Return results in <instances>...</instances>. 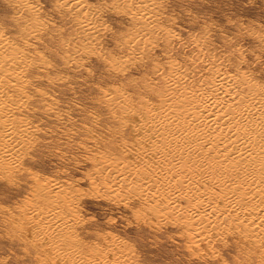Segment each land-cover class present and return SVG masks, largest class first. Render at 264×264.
I'll list each match as a JSON object with an SVG mask.
<instances>
[{"label": "rangeland", "instance_id": "rangeland-1", "mask_svg": "<svg viewBox=\"0 0 264 264\" xmlns=\"http://www.w3.org/2000/svg\"><path fill=\"white\" fill-rule=\"evenodd\" d=\"M263 137L264 0H0V264H264Z\"/></svg>", "mask_w": 264, "mask_h": 264}, {"label": "bare ground", "instance_id": "bare-ground-1", "mask_svg": "<svg viewBox=\"0 0 264 264\" xmlns=\"http://www.w3.org/2000/svg\"><path fill=\"white\" fill-rule=\"evenodd\" d=\"M199 56V55H198ZM197 58V57H196ZM171 74V73H170ZM172 75V74H171ZM211 75V74H210ZM212 76V75H211ZM221 79V78H220ZM219 79V80H220ZM244 80H246V79H244ZM164 81V80H163ZM220 82V81H219ZM234 82V81H233ZM204 83V82H203ZM245 83V82H244ZM224 84V83H223ZM246 84V83H245ZM253 87V86H252ZM179 89V88H178ZM199 89V88H198ZM215 89H217V88H215ZM257 89V88H256ZM252 90V89H251ZM228 92V91H227ZM261 92V91H260ZM166 94V93H165ZM201 93H199V95H200ZM216 94V93H215ZM245 94V93H244ZM252 94V93H251ZM163 95V94H162ZM193 95V94H192ZM197 95V94H196ZM203 95V94H202ZM201 95V96H202ZM237 95V94H236ZM204 96V95H203ZM206 96V95H205ZM213 96V95H212ZM233 96V95H232ZM235 96V95H234ZM240 96V95H239ZM243 96V95H242ZM241 96V97H242ZM244 96H246V95H244ZM249 96V95H248ZM195 97H197V96H195ZM199 97V96H198ZM206 97H208V96H206ZM254 97V96H253ZM256 97V96H255ZM215 98V97H214ZM257 98V97H256ZM259 98V97H258ZM192 99H193V97H192ZM199 98H197V100H198ZM206 99V98H205ZM245 99V98H244ZM194 100V99H193ZM213 100H215V99H213ZM212 100V101H213ZM251 100H253V99H251ZM250 100V101H251ZM258 100V99H257ZM257 100H256V103H257ZM248 101V100H247ZM198 102V101H197ZM196 102V103H197ZM201 102V101H200ZM203 102H204V100H203ZM210 102V101H209ZM227 102V101H226ZM225 102V103H226ZM195 103V104H196ZM235 103H236V101H235ZM254 103V102H253ZM252 103V104H253ZM173 104H175V103H173ZM200 104V103H199ZM198 104V105H199ZM221 104V103H220ZM237 104V103H236ZM238 104H239V101H238ZM144 105V104H143ZM227 105H228V103H227ZM231 105V104H230ZM245 105V104H244ZM250 105V104H249ZM255 105V104H254ZM206 106V105H205ZM213 106V105H212ZM229 106V105H228ZM197 107V106H196ZM199 107V106H198ZM210 107V106H209ZM227 107V106H226ZM234 107V106H233ZM253 107V106H252ZM259 107V106H258ZM211 108V107H210ZM228 108V107H227ZM230 108H232V107H230ZM229 108V109H230ZM238 108H240V107H237V109ZM245 108V107H244ZM144 109V108H143ZM257 109V108H256ZM141 110V109H140ZM145 110V109H144ZM205 110V109H204ZM208 110V109H207ZM236 110V109H235ZM248 110V109H247ZM247 110H244L243 109V111H241L242 113H240L239 111L237 112V116H238V118H239V123H238V128H237V124H236V122H234L233 121V118H231V121H232V123H233V126L234 127H236L237 129H238V132L239 131H242V129H241V125H243V122L244 121H246L245 119L248 117V116H250L249 114L251 113V111H247ZM249 110H251V108L249 109ZM253 110V109H252ZM255 110V109H254ZM206 111V110H205ZM215 111H216V109H215ZM159 112V111H158ZM218 112V111H217ZM230 112V111H229ZM212 113V112H211ZM210 113V114H211ZM259 113H260V111H259ZM145 114V113H144ZM225 114V113H224ZM223 114V115H224ZM253 114V113H252ZM256 113L254 112V115H255ZM149 115V114H148ZM152 115H153V113H152ZM213 115V114H212ZM222 115V116H223ZM231 115H233V114H231ZM236 115H235V117H236ZM254 115H251V116H254ZM158 116V115H157ZM177 116V115H176ZM199 116V115H198ZM211 116V115H210ZM221 116V117H222ZM250 116V117H251ZM147 117H149V116H147ZM163 117V116H162ZM165 117V116H164ZM200 117V116H199ZM257 117H260V116H257ZM158 118V117H157ZM203 118V117H202ZM205 118V117H204ZM208 118V117H207ZM238 118H237V120H238ZM148 119V118H147ZM156 119V118H155ZM163 119V118H162ZM200 119V118H199ZM263 119V118H262ZM261 119V120H262ZM210 120V119H209ZM208 120V121H209ZM212 120V119H211ZM215 120V119H214ZM250 120H251V118H250ZM141 121H142V119H141ZM162 121V120H161ZM175 121V120H174ZM178 121V120H177ZM193 121V120H192ZM230 121V122H231ZM144 122V121H143ZM142 122V123H143ZM145 122H149V121H145ZM187 122V121H186ZM185 122V123H186ZM215 122V121H214ZM222 122V121H221ZM250 122V121H249ZM248 122V123H249ZM142 123H140V124H142ZM174 123V122H173ZM185 123H183V124H185ZM191 123V122H190ZM201 123V122H200ZM203 123H204V121H203ZM216 123V122H215ZM245 123V122H244ZM253 123H254V121H253ZM256 123V122H255ZM151 124V123H150ZM159 124V123H158ZM157 124V125H158ZM207 124V123H206ZM208 124H209V122H208ZM211 124H213V122L211 123ZM218 124V123H217ZM257 124V123H256ZM160 125V124H159ZM171 125V124H170ZM186 125H188V122L186 123ZM253 125V124H252ZM258 125H259V123H258ZM257 125V126H258ZM144 126H146L145 125V123H144ZM151 126V125H150ZM171 126H173V125H171ZM182 126V125H181ZM195 126V125H194ZM206 126H208V125H206ZM213 126H215V125H213ZM241 126V127H240ZM247 126V125H246ZM246 126H245V128H246ZM149 127V126H148ZM177 127H178V125H177ZM199 127V126H198ZM197 127V128H198ZM202 127V126H201ZM216 127V126H215ZM230 127V126H229ZM255 127V125L253 126V128ZM147 128V127H146ZM145 128V129H146ZM150 128V127H149ZM154 128V127H153ZM185 128H187V127H185ZM208 128V127H207ZM213 128V127H212ZM218 128V127H217ZM250 128H251V125H250ZM260 128V127H259ZM262 128V127H261ZM155 129V128H154ZM163 129V128H162ZM182 129H184V128H182ZM204 129H205V127H204ZM211 129V128H210ZM209 129V130H210ZM219 129H221V127L219 128ZM143 130V129H142ZM141 130V131H142ZM159 130V129H158ZM165 130V129H164ZM168 130V129H167ZM173 130V129H172ZM212 130H215L214 128L212 129ZM231 130V129H230ZM246 130V129H245ZM193 131V130H192ZM219 130H217V132H218ZM236 131V130H235ZM234 131V132H235ZM145 132V134L143 133V135H142V133H140L142 136H140V138H141V140L143 141V145H144V147H143V153H142V150H141V153L140 154H134L135 155V157L134 158H136V161H138V163H142L143 165H148L147 167L149 168V174H151V175H153L154 177H157V176H161V175H163V171H165L166 170V168H164V167H162V164L160 163V160H159V157L157 158H155V153H157V152H159V153H161V154H163V152H166V151H168V147L166 146V141L168 140H166L165 141V139H163L164 140V142H165V144H164V142H162L161 140H162V138H158L157 136L156 137H152L153 135H148L147 133L149 132V131H147V133H146V131H144ZM171 132V131H170ZM200 132V131H199ZM224 132H225V130H224ZM223 132V133H224ZM256 132V131H255ZM138 133V132H137ZM151 133V132H150ZM158 133V132H157ZM242 133V132H241ZM135 134V133H134ZM178 134V133H177ZM229 134V133H228ZM234 134H236V133H234ZM239 134H240V132H239ZM248 134H249V132H248ZM169 135V137L172 135H170V133L168 134ZM174 135H175V133H174ZM173 135V136H174ZM223 135V134H222ZM242 134H240V136H241ZM136 136V135H135ZM137 137V136H136ZM138 137H139V135H138ZM164 137V136H163ZM244 137V136H243ZM243 137H241V138H243ZM257 137V136H256ZM165 138V137H164ZM170 138H172V136L170 137ZM240 138V139H241ZM245 138V137H244ZM264 138V137H263ZM161 139V140H160ZM174 139V138H173ZM221 139V138H220ZM246 139V138H245ZM175 140V139H174ZM178 140V139H177ZM236 140V139H235ZM261 140V139H260ZM171 141V140H170ZM169 141V142H170ZM228 141V140H227ZM233 141H234V139H233ZM181 142V141H180ZM183 142H185V141H183ZM188 142H189V140H188ZM187 142V143H188ZM219 142V141H218ZM231 142H232V140H231ZM242 142V141H241ZM244 142V141H243ZM258 142V141H257ZM261 142V141H260ZM173 143H174V141H173ZM172 143V144H173ZM186 143V144H187ZM192 143V142H191ZM225 143V142H224ZM245 143H248V142H245ZM244 143V144H245ZM251 143V142H250ZM256 143V142H255ZM254 143V144H255ZM171 144V145H172ZM177 144V143H176ZM181 144V143H180ZM186 144H184V145H186ZM237 144V143H236ZM242 144V143H241ZM244 144H242V145H244ZM258 144V143H257ZM169 145V144H168ZM177 145H179V144H177ZM189 145V144H188ZM233 145V144H232ZM231 145V146H232ZM173 146V145H172ZM171 146V147H172ZM241 146V145H240ZM248 146V145H247ZM249 146H250V144H249ZM253 146V145H252ZM251 146V147H252ZM178 147V146H177ZM177 147H175V148H177ZM234 147H235V144H234ZM250 147V148H251ZM260 147V146H259ZM263 147V146H262ZM142 148V147H141ZM140 148V149H141ZM174 148V147H173ZM181 148V147H180ZM179 148V149H180ZM182 148H183V146H182ZM184 148H185V146H184ZM189 148V147H188ZM228 148V147H227ZM231 148V147H230ZM233 148V147H232ZM242 148V147H241ZM253 148V147H252ZM257 148V147H256ZM255 148V149H256ZM178 149V148H177ZM198 148H194V146H192V147H190L189 149H187V151H185V152H183V151H173L174 152V159H175V162H178L179 163V168L183 171V173H186V174H190L191 173V171L192 170H194L195 171V168L197 167V166H199V167H201L200 166V164L199 165H195L194 163V157H193V154L194 153H198V150H197ZM225 149V148H224ZM238 149V148H237ZM264 149V148H263ZM171 150V149H170ZM169 150V151H170ZM173 150V149H172ZM201 150V149H200ZM220 150V149H219ZM223 150V149H222ZM230 150H232V149H230ZM258 150V149H257ZM203 151V150H202ZM216 151V150H215ZM221 151V150H220ZM235 151V150H234ZM239 151H241V153L239 152ZM238 151V153H239V155L240 156H244L243 155V152L245 151V149L243 150H239ZM132 152V151H131ZM140 152V151H139ZM172 152V151H171ZM218 152V151H217ZM230 152H232V151H230ZM237 152V151H236ZM186 153V155L184 156L183 154H185ZM209 153V152H208ZM213 153V152H212ZM219 153V152H218ZM218 153H216V154H218ZM226 153V152H225ZM238 153L236 154V155H238ZM244 153H247V152H244ZM168 154H169V152H168ZM168 154H166V155H168ZM171 154V153H170ZM258 154V153H257ZM133 155V156H134ZM155 155V156H154ZM173 155V154H172ZM203 155V154H202ZM226 155V154H225ZM233 155V154H232ZM246 155V154H245ZM260 155V154H259ZM162 156V155H161ZM197 156H199V154L197 155ZM224 156V155H223ZM230 156V155H229ZM193 157V158H192ZM239 157V156H238ZM161 158V157H160ZM169 158V157H168ZM210 158V157H209ZM233 158V157H232ZM254 158V157H253ZM227 159H229V158H227ZM216 160V159H215ZM239 160V159H238ZM249 160V159H248ZM136 161H134V162H136ZM161 161H162V159H161ZM174 161V160H173ZM223 161V160H222ZM258 161V160H257ZM128 162V161H127ZM126 162V163H127ZM205 163H206V161H204ZM213 162V161H212ZM218 163H219V161H217ZM242 162V161H241ZM254 162H256L255 160H254ZM121 163V162H120ZM137 163V162H136ZM220 163H222V162H220ZM181 164H184V165H182L181 166ZM208 164V163H207ZM116 165V164H115ZM118 165V164H117ZM150 165H151V167H152V169L150 168ZM176 165V164H175ZM215 165V164H214ZM213 165V166H214ZM218 165H221V164H218ZM235 165V164H234ZM212 166V168H214ZM230 166V165H229ZM248 166H250V164L248 165ZM146 167V168H147ZM217 167V166H216ZM169 168V167H168ZM167 168V170H169ZM198 168V167H197ZM202 168V167H201ZM249 168V167H248ZM254 168V167H253ZM262 168V167H261ZM115 169V168H114ZM126 169H127V167H126ZM204 169V168H203ZM206 169H208V168H206ZM257 169V168H256ZM255 169V170H256ZM146 170V169H145ZM209 170V169H208ZM213 169H211V171H212ZM240 170V169H239ZM239 170H236L235 172H236V175H237V178H235V179H239L240 180V178H242L243 176H245V175H249V173H246V171L244 172L245 173V175H243L242 174V171H239ZM244 170H245V168H244ZM170 171H172V170H170ZM201 171H204V170H201ZM206 171V170H205ZM205 171H204V173H205ZM214 171V170H213ZM216 171V170H215ZM227 171V170H226ZM119 172V171H118ZM197 171H195V173H196ZM225 172V171H224ZM146 173V172H145ZM175 173V172H174ZM183 173H181V174H183ZM260 173V172H259ZM192 174V173H191ZM203 174V173H202ZM207 174H209V173H207ZM216 174V173H215ZM224 174H226V173H224ZM224 174H223V176H224ZM235 174V173H234ZM194 175V174H193ZM204 175V174H203ZM212 175V174H211ZM236 175H233V177L235 176L236 177ZM253 175V174H252ZM164 176V175H163ZM195 176V175H194ZM193 176V177H194ZM205 176H207V175H205ZM215 176V175H214ZM218 176H220L219 174H218ZM196 177V176H195ZM201 177H202V175H201ZM182 178V177H181ZM180 178V179H181ZM198 178V177H197ZM213 178V177H212ZM220 178H221V176H220ZM220 178H218V179H220ZM224 178H227V176L226 177H224ZM245 178H247V177H245ZM250 178V177H249ZM161 179H163V178H161ZM180 179H179V181H180ZM187 179V178H186ZM234 179V178H233ZM243 179V178H242ZM171 180V179H170ZM184 180V179H183ZM214 180V179H213ZM222 180V179H221ZM227 180H228V178H227ZM244 180V179H243ZM248 180V179H247ZM151 181H153V179L151 180ZM155 181H156V179H155ZM164 181V180H163ZM207 181V180H206ZM161 181H156L155 183L153 182L152 184H151V186L154 188V189H159V188H161L162 186H161V184L163 183H160ZM180 182H182V180L180 181ZM213 182V181H212ZM217 182V181H216ZM240 182V181H239ZM239 182H236L235 184L236 185H239L240 186V184H239ZM243 182V181H242ZM241 182V183H242ZM184 183H185V181H184ZM193 183V182H192ZM207 183V182H206ZM218 183V182H217ZM220 183V182H219ZM167 184V183H166ZM170 184H171V181H170ZM169 184V185H170ZM211 184V183H210ZM244 184V183H243ZM168 185V184H167ZM213 185V184H212ZM221 185V184H220ZM248 185V184H247ZM182 186V185H181ZM229 186V185H228ZM176 187V186H175ZM242 187V186H241ZM247 187V186H246ZM165 188H166V186H165ZM249 188V187H248ZM168 189H169V187H168ZM178 188H176V190H177ZM193 189V188H192ZM160 190V189H159ZM164 190V189H163ZM170 190V189H169ZM168 190V191H169ZM191 190V189H190ZM205 190V189H204ZM253 190V189H252ZM171 191V190H170ZM250 191V190H249ZM182 192V191H181ZM184 192H186V191H184ZM168 193V192H167ZM167 193H166V195L165 196H167ZM182 194V193H181ZM186 194V193H185ZM189 194V193H188ZM187 195V194H186ZM158 196L159 197H161L159 194H158ZM188 197H191V193H190V196H188ZM197 197V196H196ZM200 198H201V196H200ZM160 199V198H159ZM199 199V198H198ZM202 199V198H201ZM223 199V198H222ZM224 200V199H223ZM222 200V201H223ZM156 201V200H155ZM169 201H170V199H169ZM220 201V200H219ZM207 202V201H206ZM211 202V201H210ZM226 202V201H225ZM228 202V201H227ZM205 203V202H204ZM223 205V204H222ZM226 205V204H225ZM224 205V206H225ZM230 205V204H229ZM223 206V207H224ZM228 206V205H227ZM171 207V206H170ZM169 207V208H170ZM188 208V207H187ZM204 208H206V207H204ZM207 208H208V206H207ZM171 209V208H170ZM209 209V208H208ZM225 209V208H224ZM230 209V208H229ZM198 210V209H197ZM201 210H203L204 211V209H201ZM230 210H232V209H230ZM229 210V211H230ZM236 210V209H235ZM189 211V210H188ZM199 211V210H198ZM205 211H206V209H205ZM224 211V210H223ZM232 211H234V210H232ZM190 212V211H189ZM188 212V213H189ZM195 212V211H194ZM208 212V211H207ZM227 213V212H226ZM204 214V213H203ZM209 214V213H208ZM211 214V213H210ZM193 215V214H192ZM204 216H206L205 214H204ZM208 217V216H207ZM191 218V217H190ZM193 224V223H192ZM194 225V224H193ZM206 227V226H205ZM209 231V230H208ZM205 232H206V230H205ZM209 233V232H208ZM205 234V233H204ZM202 237H203V235H202ZM57 240V239H56ZM51 242V241H50ZM42 243V242H41ZM46 244H48V245H46ZM42 245V244H41ZM44 247V249L45 250H49V247L51 246H54V245H50V243H49V241L48 242H46V243H44V245H43ZM263 246V245H262ZM261 246V247H262ZM261 251V250H260ZM49 257H51V256H49ZM61 257H63V256H61ZM52 260H54V262H58L59 261V257L57 256H55V257H53L52 258ZM61 262V261H60ZM68 263V262H67Z\"/></svg>", "mask_w": 264, "mask_h": 264}]
</instances>
